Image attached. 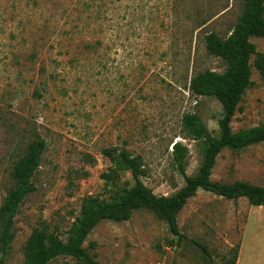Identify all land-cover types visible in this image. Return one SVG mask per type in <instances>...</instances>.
<instances>
[{"label":"rangeland","instance_id":"374dc122","mask_svg":"<svg viewBox=\"0 0 264 264\" xmlns=\"http://www.w3.org/2000/svg\"><path fill=\"white\" fill-rule=\"evenodd\" d=\"M242 8L243 0H0V205L27 144L46 142L1 264H25L35 230L66 240L84 197L110 200L133 186L104 149L140 156V178L157 195L184 184L171 161L173 142L186 145L185 172L196 173L200 143L184 138L181 117L197 112L215 137L221 107L192 94L189 79L225 70L204 36H226ZM250 39L264 52V37ZM251 80L232 131L264 123V75L252 68ZM210 178L264 185V142L223 148ZM176 219L179 239L146 208L127 220L103 219L83 246L100 264H227L234 250L240 264H264V207L199 189ZM67 263L70 256L47 264Z\"/></svg>","mask_w":264,"mask_h":264},{"label":"trees","instance_id":"16d2710c","mask_svg":"<svg viewBox=\"0 0 264 264\" xmlns=\"http://www.w3.org/2000/svg\"><path fill=\"white\" fill-rule=\"evenodd\" d=\"M252 36L264 37V0H243V8L236 23L226 36H219L210 31L204 36L206 50L226 62L223 72L204 70L193 74L188 88L196 96L212 97L221 107L218 118V136H211L200 115L186 112L181 117V131L184 138L200 143L201 160L196 173L185 172L188 148L180 141L171 146V161L175 169L182 175L184 184L173 193L155 194L146 186L141 175L144 174L143 161L138 155L127 149L109 147L104 149L105 156L113 164L114 170L128 171L133 186L123 188L110 200H98L95 197H84L78 215L71 226V234L66 240L56 235H48L42 230L33 231L26 240L24 248L25 264H47L58 256H70L73 263L67 264H100L83 246L92 228L101 220H127L133 211L146 208L158 218L166 222L169 231L179 238L176 216L187 199L194 196L199 189L232 199L236 202L244 197L253 206L264 207V185L253 184L245 180L220 182L210 178L211 169L217 154L228 148L240 151L246 147L264 142V123L248 128L232 131L231 119L237 109L245 89L252 84L251 74L254 68L259 75H264V52L256 49L251 41ZM46 145L43 138L30 141L24 151L13 164L11 177L13 186L9 188L0 205V250L6 252L13 237L14 217L24 197L35 187L32 178L39 168L40 156ZM204 253L206 247L192 240ZM89 246L93 247L92 243ZM238 252L234 250L227 264H235ZM2 263V255L0 264Z\"/></svg>","mask_w":264,"mask_h":264},{"label":"crops","instance_id":"0c3cea01","mask_svg":"<svg viewBox=\"0 0 264 264\" xmlns=\"http://www.w3.org/2000/svg\"><path fill=\"white\" fill-rule=\"evenodd\" d=\"M235 264H240V255H238Z\"/></svg>","mask_w":264,"mask_h":264}]
</instances>
